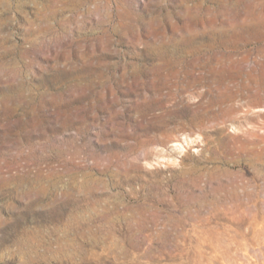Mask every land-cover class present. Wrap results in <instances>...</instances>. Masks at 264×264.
Masks as SVG:
<instances>
[{
    "label": "rangeland",
    "instance_id": "1",
    "mask_svg": "<svg viewBox=\"0 0 264 264\" xmlns=\"http://www.w3.org/2000/svg\"><path fill=\"white\" fill-rule=\"evenodd\" d=\"M0 264H264V0H0Z\"/></svg>",
    "mask_w": 264,
    "mask_h": 264
}]
</instances>
